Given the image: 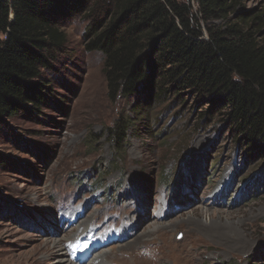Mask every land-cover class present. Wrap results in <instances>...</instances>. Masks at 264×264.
<instances>
[{
    "label": "rangeland",
    "instance_id": "obj_1",
    "mask_svg": "<svg viewBox=\"0 0 264 264\" xmlns=\"http://www.w3.org/2000/svg\"><path fill=\"white\" fill-rule=\"evenodd\" d=\"M260 10L264 0H240L234 15ZM88 26L82 17L63 23L65 54L40 77L48 104L0 126V264H54V241L73 264L94 241V256L107 250L104 264H264V152L188 91L110 99L104 58L85 47ZM253 31L264 44V25ZM119 120L128 122L120 142ZM195 205L248 245L202 238L186 253Z\"/></svg>",
    "mask_w": 264,
    "mask_h": 264
},
{
    "label": "trees",
    "instance_id": "obj_2",
    "mask_svg": "<svg viewBox=\"0 0 264 264\" xmlns=\"http://www.w3.org/2000/svg\"><path fill=\"white\" fill-rule=\"evenodd\" d=\"M192 1L195 10L177 0H0L1 131L48 104L52 90L41 74L65 54L63 23L82 17L89 21L87 51L104 58L110 99L143 92L158 102L170 90L188 91L223 110L239 142L264 152V44L253 31L264 14L234 15L240 0ZM127 127L116 123L118 142Z\"/></svg>",
    "mask_w": 264,
    "mask_h": 264
},
{
    "label": "bare ground",
    "instance_id": "obj_3",
    "mask_svg": "<svg viewBox=\"0 0 264 264\" xmlns=\"http://www.w3.org/2000/svg\"><path fill=\"white\" fill-rule=\"evenodd\" d=\"M192 202L189 201L187 203L191 204ZM201 203H202L201 205H205V203H203V202H201ZM195 207H196V209L199 210L198 216L195 217V218L188 219V220L184 221L185 225L190 228V229L188 228L189 229L188 231L186 230L185 234H186V236H189L191 238L190 242L193 241L191 243V245H190V242L188 243L189 245L185 249L186 253H189V252H191L192 249L196 248V246L198 245L197 242H200V241L203 242L202 238H204L205 240H212V241H216V242L218 241V242L230 243L229 241H234V242L237 243V245L243 243L242 237L239 235L238 232L231 231V230H233L232 228H229L226 225H223L220 222H216L215 220H213L212 212H210L209 209L205 208L210 213L206 212V211L203 212L202 210H200L201 206L195 205ZM192 209H194V208H192ZM192 209H190L189 211H191ZM203 216L208 217V221H209L208 223H207V221L205 223L202 221ZM135 226L137 227V224H135ZM191 227H192V229H191ZM156 230H158V229L150 230L149 234L150 235L154 234V232ZM133 231L134 230H132V232ZM132 232H131V234H132ZM145 236H146V234H140L139 236H137L135 239L132 240V245L134 246V245L140 243L144 239ZM124 239H125V237L123 235H119L118 242H121ZM52 244H53V249H54L53 250V253H54L53 255L55 256L54 264H73V263H71V262H69L67 260L66 255H65V251H64V249H62V247H61V245L59 244L58 241H54ZM244 244H246V245H244ZM237 245L235 244L233 246V248L237 247ZM243 245L247 246L248 245L247 241L244 242ZM50 246H52V245H50ZM185 247H186V245H185ZM91 248H99L97 251L102 250V248L100 247L99 243H97L96 241H94V243L91 246ZM197 248L199 249L200 246H197ZM106 252H107V250H105L104 253H99L96 256H94L97 253L96 251H94L92 253L93 256L90 257V259L88 261H86L84 263L77 262V264H85V263H87V264H104V262L106 260L104 255H105ZM70 254H71V252H70ZM70 254H69V256H70V258H72V255H70ZM185 261H186V259H185ZM187 261L189 262L188 259H187Z\"/></svg>",
    "mask_w": 264,
    "mask_h": 264
}]
</instances>
